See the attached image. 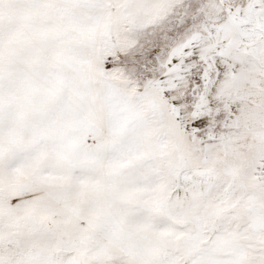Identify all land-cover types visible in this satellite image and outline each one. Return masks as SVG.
I'll list each match as a JSON object with an SVG mask.
<instances>
[{
    "label": "snow or ice",
    "instance_id": "snow-or-ice-1",
    "mask_svg": "<svg viewBox=\"0 0 264 264\" xmlns=\"http://www.w3.org/2000/svg\"><path fill=\"white\" fill-rule=\"evenodd\" d=\"M0 264H264V0H0Z\"/></svg>",
    "mask_w": 264,
    "mask_h": 264
}]
</instances>
